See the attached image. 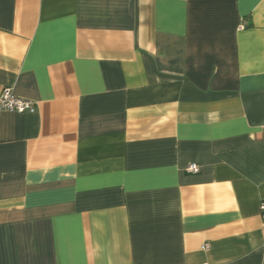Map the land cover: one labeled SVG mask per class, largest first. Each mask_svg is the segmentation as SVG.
<instances>
[{
	"label": "crops",
	"instance_id": "0c3cea01",
	"mask_svg": "<svg viewBox=\"0 0 264 264\" xmlns=\"http://www.w3.org/2000/svg\"><path fill=\"white\" fill-rule=\"evenodd\" d=\"M5 88L0 264H264V0H0Z\"/></svg>",
	"mask_w": 264,
	"mask_h": 264
},
{
	"label": "built area",
	"instance_id": "2783aa9c",
	"mask_svg": "<svg viewBox=\"0 0 264 264\" xmlns=\"http://www.w3.org/2000/svg\"><path fill=\"white\" fill-rule=\"evenodd\" d=\"M243 27L244 26H242V28ZM0 108L1 110L10 113L23 114L26 112L34 113L37 107L35 102L20 98L14 93V91L11 88H5L0 94ZM187 171L190 173H198L200 171V168L196 164H191L188 167ZM260 210L264 224V202H262L260 206ZM209 249H210V245L208 244L202 246V250L207 251Z\"/></svg>",
	"mask_w": 264,
	"mask_h": 264
}]
</instances>
